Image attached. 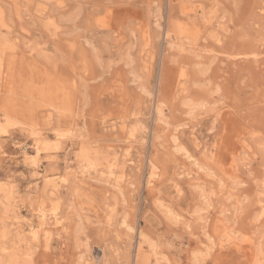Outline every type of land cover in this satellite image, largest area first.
<instances>
[{
    "label": "rangeland",
    "instance_id": "obj_1",
    "mask_svg": "<svg viewBox=\"0 0 264 264\" xmlns=\"http://www.w3.org/2000/svg\"><path fill=\"white\" fill-rule=\"evenodd\" d=\"M263 186L264 0H0L1 264H264Z\"/></svg>",
    "mask_w": 264,
    "mask_h": 264
},
{
    "label": "bare ground",
    "instance_id": "obj_2",
    "mask_svg": "<svg viewBox=\"0 0 264 264\" xmlns=\"http://www.w3.org/2000/svg\"><path fill=\"white\" fill-rule=\"evenodd\" d=\"M147 23H148V22H147ZM13 33H14V32H13ZM32 48H33V47H32ZM40 49H41V48H40ZM38 50H39V49H38ZM34 52H35V51H34ZM39 66H40V65H39ZM153 100H154V98H153ZM160 111H162V110H160ZM160 111H159V112H160ZM131 116H132V115H131ZM220 116H222V115H220ZM116 117H117V116H116ZM223 117H224V116H223ZM228 117H229V116H228ZM229 118H230V117H229ZM232 118H233V117H232ZM7 122H8V121H7ZM227 123H228V122H227ZM9 124H10V123H9ZM11 124H12V123H11ZM231 127H232V125H231ZM235 129H237V128H234V127H233V131H234ZM208 131H209V130H208ZM56 132H57V131H56ZM235 132H238V131L235 130L234 133H235ZM61 133H62V132H61ZM58 134H59V133H58ZM238 134H239V133H237V135L235 134V136L238 137V136H239ZM232 136H233V135H232ZM235 136H234V137H235ZM35 138H36V137H35ZM35 138H34V139H35ZM39 138H40V137H39ZM235 138H236V137H235ZM233 139H234V138H233ZM233 141H234V143H236L235 140H233ZM233 141L231 140L230 142L233 143ZM219 142H220V141H219ZM230 142H229V143H230ZM194 143H195V142H194ZM214 143H215V141H214ZM234 143H233V145H236V144H234ZM216 144H217V143H216ZM222 144H223V143H222ZM35 145H36L35 150H36L38 153L40 152V150H42L44 147H46V145H45L43 142L36 143ZM194 145H195V144H194ZM219 145H220V144H219ZM41 146H42V147H41ZM237 147H238V146H237ZM180 148H181V147H180ZM183 148H184V146H183ZM181 149H182V148H181ZM214 149H215V148H214ZM183 150H184V149H183ZM183 150H182V151H183ZM184 151H185V150H184ZM227 151H228V149H227ZM185 153L188 154L186 151H185ZM233 153H235V152H233ZM237 154H238V153H237ZM232 156H233V155H232ZM234 156H236V155H234ZM187 157H188V156H187ZM216 157H217V156H216ZM230 157H231V155H230ZM190 158H191V156H190ZM190 158H189V159H190ZM232 158H233V157H232ZM191 159H192V158H191ZM194 159H195V158H194ZM214 159H217V158L214 157ZM209 160H210V158H209ZM229 160H230V159H229ZM232 160H233V159H232ZM212 161H214V160H212ZM215 162H216V161H215ZM217 164L219 165V163H217ZM228 164H229V163H228ZM220 165H221V164H220ZM226 166H227V165H226ZM217 167H218V166H217ZM199 168H200V167H199ZM221 168H222V167H221ZM232 168H233V167H232ZM221 171H222V170H221ZM232 171H233V169H232ZM210 172H211V171H210ZM208 174H209V173H208ZM224 175H225V173H224ZM233 180H234V179H233ZM63 181H64V180H63ZM117 182H119V181H117ZM233 182H234V181H233ZM230 183H231V182H230ZM235 183H236V182H235ZM221 184H222V182H221ZM223 184H224V183H223ZM237 184H238V183H237ZM225 185H226V184H225ZM263 187H264V186H263ZM0 194H2V192H1ZM3 194H4V193H3ZM3 194H2V195H3ZM226 196H227V195H226ZM2 198H3V197H2ZM3 204H4V203H3ZM5 205H6V204H4V206H5ZM1 208H2V206H1ZM6 208H7V207H6ZM9 209H10V208H9ZM2 211H3V210H2ZM2 211H1V212H2ZM4 212H7V211H4ZM54 213H55V215H57L56 211H55ZM8 214H9V213H8ZM4 215H5V214H4ZM3 217H4V216H3ZM9 217H10V216H9ZM116 217H117V216H116ZM4 218H5V217H4ZM55 219H57V218H55ZM7 220H8V219H7ZM22 224H23V223H22ZM24 224H25V223H24ZM1 225H2V224H0V226H1ZM5 225H6V223H5ZM12 226H13V225H12ZM27 226L30 227L31 225H28V224H27ZM4 228H7V227L5 226ZM21 228H22V227H21ZM31 228H32V227L29 228V233H30V234H29V233H28V234L32 237V239L36 240V243L38 244V242H37V239L39 238V237H38V232H35V233L32 232V229H33V228H32V229H31ZM62 228H63V227H62ZM11 229H12V228H11ZM16 229H17V228H16ZM8 230H9V229H8ZM0 231H1V229H0ZM6 231H7V230H5V233L8 234V231H7V232H6ZM13 231H14V229H13ZM20 231H21V230H20ZM76 231H77V230H76ZM2 232H4V230H3ZM9 232H10V231H9ZM16 232H17V230H16ZM21 232H22V231H21ZM17 233L19 234V232H17ZM24 233L27 234L26 232H23L22 235H23ZM11 234H12V233H11ZM13 234H14V233H13ZM13 234H12V236H13ZM25 234H24V235H25ZM43 234H44V233H43ZM8 235H9V234H8ZM14 235H15V234H14ZM19 235H20V234H19ZM39 235H40V232H39ZM48 235H49V233H48ZM6 236H7V235H6ZM10 236H11V235H10ZM15 236H16V235H15ZM20 236H21V235H20ZM0 237H1V235H0ZM13 237H14V236H13ZM18 237H19V236H18ZM22 237H25V236H22ZM16 238H17V237H16ZM47 238H48V237H47ZM14 239H15V238H13V240H14ZM23 239H24V238H23ZM1 240H2V239H1ZM1 240H0V241H1ZM17 240L22 241V240H20V238H17ZM24 240H26V239H24ZM14 241H15V240H14ZM29 241H30V240H29ZM38 241H39V240H38ZM10 242H12V241H10ZM1 243H2V242H1ZM7 243H8V241H7ZM17 243H18V242H17ZM17 243H16V244H17ZM30 243H31V242H29V244H30ZM33 243H35V241H33ZM36 243H35V244H36ZM44 243H45V242H44ZM44 243H43V244H44ZM16 244H15V245H16ZM25 244H26V241H25ZM2 245H3V243H2ZM4 245H5V244H4ZM9 245H12V244L10 243ZM5 246H6V245H5ZM5 246H4V247H5ZM7 246H8V245H7ZM13 246H14V245H13ZM23 246H24V243H23ZM27 246H28V245H27ZM27 246H26V247H27ZM30 246H31V245H29V251H32L31 248H30ZM0 247H1V246H0ZM11 247H12V246H11ZM14 247H15V246H14ZM17 247H18V246H17ZM17 247H16V248H17ZM35 247H36V246H35ZM35 247H34V248H35ZM18 248H19V250L22 249V248L20 247V245H19ZM20 248H21V249H20ZM23 248H24V247H23ZM7 249H8V248H7ZM24 249H25V248H24ZM0 250H1V249H0ZM9 250L11 251V248H9ZM15 250H16V249H15ZM15 250H14V251H15ZM27 250H28V249H27ZM10 251H9V252H10ZM22 251H23V250H22ZM22 251H21V252H22ZM1 252H2V251H1ZM18 252H19V251H18ZM25 252H26V250L23 251L24 254H25ZM101 252H102V251H101ZM4 253H5V252H4ZM7 253H8V252H7ZM23 253H21V254H23ZM31 253H33V251H32ZM5 254H6V253H5ZM14 254H15V253H14ZM14 254H13V258L15 257ZM19 254H20V252H19ZM28 254H30V252L27 253V254L24 255V256L20 255V257L22 256V257H24V258H22V259H26V256H28ZM82 254H83V253H82ZM2 255H4V254L2 253ZM8 255H10V256L7 257V258H8L7 260H9V261H10V259L12 260V259H13V258H11L12 253H8ZM8 255H7V256H8ZM32 255H33V254H32ZM0 256H1V255H0ZM29 256H30V255H29ZM4 257H6V256L4 255ZM15 258H16V257H15ZM27 258L30 260V257H27ZM1 259H2V258H0V260H1ZM4 259H5V258H4ZM4 259H3V261H0V264L3 263V262H5ZM16 259H18V257H17ZM16 259H14V260L16 261ZM28 259H27V260H28ZM14 260H13V261H14ZM27 260H26V261H27ZM19 261H20V260H19ZM22 261H23V260H22ZM22 261H20L21 264H23V263L25 262V260H24V262H22ZM20 262H18V263H20ZM27 262H28V261H27ZM10 263L13 264L12 261L7 262V264H10ZM15 263H16V262H14V264H15ZM18 263H16V264H18ZM25 263H26V262H25ZM28 264H29V262H28Z\"/></svg>",
    "mask_w": 264,
    "mask_h": 264
}]
</instances>
